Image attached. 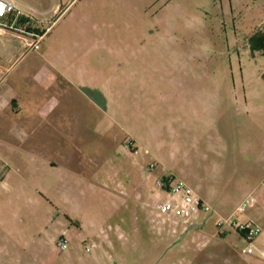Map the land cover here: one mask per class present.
Here are the masks:
<instances>
[{
	"label": "rangeland",
	"instance_id": "374dc122",
	"mask_svg": "<svg viewBox=\"0 0 264 264\" xmlns=\"http://www.w3.org/2000/svg\"><path fill=\"white\" fill-rule=\"evenodd\" d=\"M16 1L24 27L50 28L11 72L0 143L23 154L0 145V264H249L225 221L264 245V0ZM65 61L78 88L46 91ZM168 176L209 192L192 243L155 211Z\"/></svg>",
	"mask_w": 264,
	"mask_h": 264
},
{
	"label": "built area",
	"instance_id": "2783aa9c",
	"mask_svg": "<svg viewBox=\"0 0 264 264\" xmlns=\"http://www.w3.org/2000/svg\"><path fill=\"white\" fill-rule=\"evenodd\" d=\"M16 0H0V29L11 31L27 40L26 48L29 51H39L40 43L48 31L45 29L43 32L31 30L29 27H19L16 22L20 16V12L17 9ZM11 16V21H4L7 17ZM30 29V30H29ZM0 184H2V178L0 177ZM158 187L161 189L165 197H159L155 205L156 213L167 220H174L176 222H186L191 216L202 212L210 213L213 211L211 206L201 199L194 190L187 185L184 181L171 178L168 181L159 180ZM256 203L254 196H248L242 201L236 209L237 213H244L247 209L252 208ZM225 224L230 225L232 228L238 231L240 236L249 245L247 248H243L241 253L253 254L257 249L253 245V241L257 234L258 229L250 222L246 224H239L226 220ZM221 224H219V227ZM56 245L60 251L66 250V240L59 239ZM259 255L264 258V250L258 251Z\"/></svg>",
	"mask_w": 264,
	"mask_h": 264
},
{
	"label": "crops",
	"instance_id": "0c3cea01",
	"mask_svg": "<svg viewBox=\"0 0 264 264\" xmlns=\"http://www.w3.org/2000/svg\"><path fill=\"white\" fill-rule=\"evenodd\" d=\"M46 13H49V10H46ZM11 19L12 17L9 16L6 19H4V21H11ZM17 22L22 24L19 19ZM39 24H42L43 29L49 30L50 28V26H47L45 28L44 23L42 22H40ZM24 26L25 25L22 24L19 27H24ZM33 30L36 31V29H33ZM26 42L27 40L25 38L18 36L17 34L12 33L11 31L9 32V31L0 29V124L1 125H3L4 123H11V103H14L13 96H12V90H11V72L15 64H17L20 61V59H22L24 55L29 52V50H27L26 48ZM41 55L44 56L45 58H48L50 56V52L48 51V48H46L44 53H41ZM62 67L63 68L60 71L59 77L56 80H52L50 78V74H48L47 72L44 73L40 81L43 85V88L46 91H54V90L56 91L57 90V92H60V90L56 88L54 89L53 87L54 85L58 87L59 82H62V85L65 86L66 89L78 88L76 86L77 76H76L75 65L73 63L65 61ZM47 113H48V110H45V109L42 110L41 112L43 116H47ZM0 145L1 147L5 148V151L10 155L11 153L13 154L21 153V155L23 154V152L20 151L21 147L17 146V144L11 142L10 140H5L2 143H0ZM0 163L1 165H5V166L11 164L8 157H3V156H0ZM6 176L10 178V175H7V173L5 177ZM5 177L3 176L2 178V185L4 187L6 186L8 187L9 185L7 181L4 180ZM168 177H173V176H168ZM197 180H198V177H197ZM183 181L185 182L186 180L184 179ZM192 189L203 200H206V198L209 197V192H206V195H202L200 194V191L196 190L195 188H192ZM210 194L212 195V193ZM193 216H191L186 222H176L177 224L175 228H173L172 230L175 234H181L180 241L182 243L184 242L192 243L196 239L194 236L188 237L189 239H187V236H186L187 232L194 231V230L203 232L205 229H207L206 224L201 225L200 223L192 219ZM218 236L221 237V240L225 241V238L222 237L221 233L220 235L218 234ZM255 248L257 250L253 254H244L249 264H251V262L254 261L256 255L260 256L258 251L264 250V245H260L256 243ZM253 255L255 256L250 257Z\"/></svg>",
	"mask_w": 264,
	"mask_h": 264
},
{
	"label": "trees",
	"instance_id": "16d2710c",
	"mask_svg": "<svg viewBox=\"0 0 264 264\" xmlns=\"http://www.w3.org/2000/svg\"><path fill=\"white\" fill-rule=\"evenodd\" d=\"M252 45L256 49L264 50V28L255 33V35L252 37ZM171 178L172 177H163L161 180L168 181ZM237 233L240 234L238 231Z\"/></svg>",
	"mask_w": 264,
	"mask_h": 264
}]
</instances>
